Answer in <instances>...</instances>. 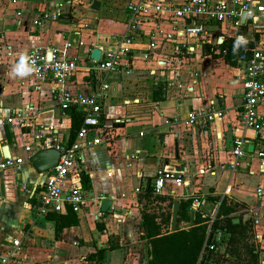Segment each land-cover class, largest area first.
Here are the masks:
<instances>
[{
    "label": "crops",
    "instance_id": "crops-1",
    "mask_svg": "<svg viewBox=\"0 0 264 264\" xmlns=\"http://www.w3.org/2000/svg\"><path fill=\"white\" fill-rule=\"evenodd\" d=\"M90 1L75 0L70 18L39 25L34 23L36 18L50 8L52 0L0 1V159L25 158L22 146L31 141L33 124H42L53 142L68 143L69 139V116L50 97L49 84L38 86L28 75H12L22 53L39 47L76 58L78 68L66 81L70 91L89 94L100 82L107 84L99 123L106 143L83 150L74 172L84 174L88 184L82 189L85 205L72 211L75 224L55 234L48 215H35L32 206L44 173L29 161L16 170L0 172V257L7 258L0 264H146L140 223L145 200L138 201L137 192L157 168L182 178L180 185L166 182L160 193L172 201L212 191L243 203L238 207L242 219L247 218L245 208L264 202V176L253 149L257 141L264 142V130H244L241 125V66L201 50L202 41L218 44L239 30L229 23L207 21L200 35H174L166 40V32L190 20L149 17L132 37L119 71L104 74L93 69L90 50L97 48L102 55L114 45V36L125 31L128 14L123 6L130 0H92L98 3L96 9L90 8ZM258 32L259 42L264 43V29ZM150 43L155 47L150 48ZM209 100L223 109L221 118L205 130L184 123L190 109ZM13 109L28 117L19 121L10 115ZM259 111L264 113L262 108ZM238 136L243 137L245 149L238 166L230 170L226 164ZM22 184L28 191L21 190ZM102 198L110 201L105 211L99 210ZM167 202L154 200L146 207L164 211ZM217 206L205 197L200 207L203 216L215 213ZM226 236L216 232L217 252H222ZM13 240L18 241L16 246ZM256 244L264 250V232Z\"/></svg>",
    "mask_w": 264,
    "mask_h": 264
},
{
    "label": "built area",
    "instance_id": "built-area-1",
    "mask_svg": "<svg viewBox=\"0 0 264 264\" xmlns=\"http://www.w3.org/2000/svg\"><path fill=\"white\" fill-rule=\"evenodd\" d=\"M2 1V0H0ZM75 0H52L49 9L42 11L35 20L39 25L44 21L58 20L63 17L61 13L68 12ZM128 14L125 24V31L114 36V45L106 48L98 60L92 59L93 69L101 73H116L119 71L122 60L127 56L128 45L132 37L142 30V23L149 17H160L167 20L189 19L190 22L181 28L172 27L171 32L164 34V39L169 40L174 35L189 36L200 35L203 31V22H225L239 30L234 38L242 44L236 63L241 66L240 85L242 92L240 121L244 130L255 132L264 130V43L256 41L252 33L264 29L261 22L264 19V1L262 0H181L177 4L167 0H130L123 6ZM241 12H244V22L240 23ZM239 26H245L246 31L241 32ZM259 37V36H258ZM248 42L252 46L247 45ZM150 48L155 44L150 43ZM47 53V54H46ZM224 53V50L221 51ZM30 58L29 63L34 71L28 74L39 86L43 82L49 84L48 93L50 97L64 110L68 107L77 108L81 114V122L70 143H56L44 134L45 127L42 124H33L30 129V142L23 144L22 156H5L0 159V172L7 169H18L24 161H29L31 155L40 149L53 147L58 151V158L52 167L43 171L44 179L41 182L40 190L36 194L35 203L32 208L37 216H45L47 212H64L69 208L77 212L85 205L86 196L80 186L79 176L75 170L83 150L96 146L105 145V134L99 129L102 118V100L107 89L105 82H100L89 94L70 91L66 87L69 76L78 68L76 58L61 56L56 49L44 50L33 47L27 51ZM146 58V54L142 56ZM10 115L19 121L27 118V113L22 110L13 109ZM223 116V109L213 100L206 104L190 109L184 123L205 130L211 122ZM242 136L235 137L232 141L230 158L227 167L234 170L245 149ZM254 157L258 169L264 176V142L257 141L254 146ZM173 182L176 185L182 183V178L171 170L157 168L151 179V186L154 193L160 194L166 182ZM22 191H28V187L21 185ZM261 188L256 190L257 198H261ZM205 201L204 195L193 198L189 209L198 212L203 216L201 205ZM215 204L218 205L216 201ZM247 218L250 219L252 237L254 244L261 238L264 232V202L251 208H245ZM213 215L208 216V224ZM216 232L213 233V240ZM212 235V234H211ZM17 240L12 241L16 246ZM208 248L215 250V245L209 243ZM262 250V249H261ZM264 258V250L261 251ZM6 257H0L4 263ZM260 264H264L261 260Z\"/></svg>",
    "mask_w": 264,
    "mask_h": 264
},
{
    "label": "trees",
    "instance_id": "trees-1",
    "mask_svg": "<svg viewBox=\"0 0 264 264\" xmlns=\"http://www.w3.org/2000/svg\"><path fill=\"white\" fill-rule=\"evenodd\" d=\"M71 12H63L61 15L70 18ZM241 32H245V26H239ZM257 32L252 33L254 40H258ZM247 45L252 46L251 42ZM242 44L234 37H225L220 43L201 42V50L209 53L212 57L220 55L224 62L230 65L236 63V58L240 53ZM217 52L215 53V50ZM224 50L222 54L221 51ZM158 97L157 99H160ZM70 119L69 139L70 143L80 125L82 114L75 107L65 108ZM80 186L86 189L87 178L84 174L79 175ZM196 196L178 198L177 223L189 219V205ZM205 197L213 202H218L217 209L211 222L208 224L207 216H201L198 212L193 213L191 225L183 228L169 230L170 207L172 199L167 196L153 192L150 180L146 182L137 192V200H145V205L141 209L140 220L142 227L141 238L146 243V264H260L264 260L261 249L257 248L251 240L252 229L250 219H242V212H238L239 206H244L227 196L214 194L212 191ZM167 200V210L157 211L146 207L152 201ZM49 219L54 221V230L57 234L63 227L76 223V218L68 208L65 215L57 212H47ZM223 231L227 234L222 252L208 248L206 245L212 243L213 233ZM212 234V235H211Z\"/></svg>",
    "mask_w": 264,
    "mask_h": 264
},
{
    "label": "water",
    "instance_id": "water-1",
    "mask_svg": "<svg viewBox=\"0 0 264 264\" xmlns=\"http://www.w3.org/2000/svg\"><path fill=\"white\" fill-rule=\"evenodd\" d=\"M98 3L96 1H92L90 8L96 9ZM240 23L244 22V12H241ZM90 58L98 60L100 56V51L97 48H92L89 53ZM263 81H264V71H263ZM58 158V151L53 147L44 148L35 151L31 157L29 158V162L38 172H43L48 168L55 165ZM110 204V201L102 198L99 202V210L105 211ZM177 210H178V198L173 199L171 210H170V218H169V230H174L175 228H183L192 224L193 220V211L189 209L188 215L189 219L187 221H181L177 224Z\"/></svg>",
    "mask_w": 264,
    "mask_h": 264
},
{
    "label": "clouds",
    "instance_id": "clouds-1",
    "mask_svg": "<svg viewBox=\"0 0 264 264\" xmlns=\"http://www.w3.org/2000/svg\"><path fill=\"white\" fill-rule=\"evenodd\" d=\"M29 57L21 54L19 61L13 66L11 73L15 76L24 77L34 71V67L29 63Z\"/></svg>",
    "mask_w": 264,
    "mask_h": 264
},
{
    "label": "rangeland",
    "instance_id": "rangeland-1",
    "mask_svg": "<svg viewBox=\"0 0 264 264\" xmlns=\"http://www.w3.org/2000/svg\"><path fill=\"white\" fill-rule=\"evenodd\" d=\"M90 2H92V0ZM227 264H233V263H232V261H229Z\"/></svg>",
    "mask_w": 264,
    "mask_h": 264
}]
</instances>
